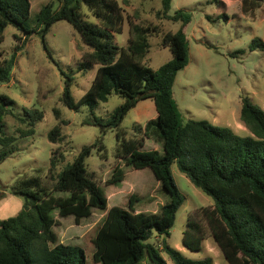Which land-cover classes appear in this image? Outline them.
Masks as SVG:
<instances>
[{"label": "trees", "instance_id": "trees-1", "mask_svg": "<svg viewBox=\"0 0 264 264\" xmlns=\"http://www.w3.org/2000/svg\"><path fill=\"white\" fill-rule=\"evenodd\" d=\"M264 0H242V7L257 8ZM225 8L223 0H210ZM171 0H162L158 18L179 20L177 31L162 33L161 46L168 47L171 59L154 69L142 62L149 50L148 38L157 34V24L134 23L125 16L117 0H51L41 6L36 15V26L27 25L30 0H0V42L7 25L14 26L24 39L36 31L44 40L51 25L66 20L80 34L89 47L79 61V69L86 71L97 65L90 87L78 100L71 95L72 77L65 73L63 103L77 110L85 106L89 116L85 125H97L101 134L84 145L68 163L64 154L51 150L48 167H37L35 175H21L10 186V193L21 197V209L14 215L0 218V264H168L166 253L173 264H214L211 257L190 259L165 241L150 243L156 232L169 236L176 213L184 197L171 172L176 164L189 180L213 199L211 206H198L187 217L182 235V246L200 250L206 238L204 222L214 242L229 264H264V110L248 95L242 96L240 121L249 133H235L226 126L213 125L204 119L183 120L178 111L173 85L177 73L188 64L189 46L184 26L190 13L177 10L168 14ZM86 6L96 22L86 19ZM245 8V9H246ZM225 17L227 15L223 13ZM126 19L130 36L126 46L117 45L113 33L123 31ZM15 40L20 36L15 33ZM17 48L19 45L16 46ZM249 50H264V38H253ZM243 50L233 52L242 53ZM14 56L0 59V84L11 78ZM123 98L106 117L94 114L95 108L106 102L111 94ZM144 99H152L156 116L144 124H134V137H126L121 128L125 115ZM14 100L0 93V162L17 147L18 138L34 134L35 124L42 120L39 109H23L17 119L22 126L17 135L5 131L4 117L11 113ZM53 113L58 120L47 137L52 143L64 141L61 125L67 121L59 109ZM115 130L114 167L107 184L118 185L125 177L119 161L133 169L150 168L159 186L168 195L156 212L136 211L137 194H130L127 208L111 206L107 209L106 194L94 174L88 170L86 158L96 149L99 158L106 159L102 142L106 129ZM145 138L161 145L157 149L142 150ZM64 192V195H55ZM94 209L106 210L90 241L93 245L91 262L78 244L62 243L54 230L59 217L72 216L74 223L91 216Z\"/></svg>", "mask_w": 264, "mask_h": 264}, {"label": "rangeland", "instance_id": "rangeland-1", "mask_svg": "<svg viewBox=\"0 0 264 264\" xmlns=\"http://www.w3.org/2000/svg\"><path fill=\"white\" fill-rule=\"evenodd\" d=\"M48 1L51 0H30L27 25L31 29L36 26L39 9ZM117 1L123 7L125 16L132 22L157 24L160 28L159 33L148 38L149 50L142 62L156 69L171 59L169 48L160 44L162 33L177 31L181 22L158 18L157 11L162 8V0ZM208 1L210 0H171L168 14L184 10L191 16L184 26L189 46L188 64L177 73L173 85L174 99L183 120L204 119L213 125L226 126L235 133L244 135L243 132L236 131L242 126L239 117L242 96L248 95L253 103L264 110V50L256 48L251 51L248 48L253 38H264V1L257 8H243L242 0H223L224 9L218 7L216 2ZM83 11L87 14V20L96 22L86 6H83ZM15 33L20 36L19 41L15 40ZM129 36L130 26L126 19L123 31L113 33V40L117 45L126 46ZM87 50L89 47L82 41L80 34L66 20L55 21L44 40L36 31L24 39V35L14 26L9 24L5 28L0 42V59L14 56L10 80L0 84V93L14 100L10 107L11 113L4 117L5 131L9 135H17L16 128L22 126L17 117L22 115L24 108L41 110L43 118L35 124L34 134L15 140L13 144L17 149L0 162V218L14 215L22 207V198L10 193V186L18 176L35 175L37 167L46 169L51 150L64 154L63 163L71 162L82 146L93 143L101 134L99 126L82 124V120L89 116L85 106L77 110L70 109L62 100L65 73L73 79L70 91L74 100L78 101L90 87L97 65L86 71L79 69L81 55ZM238 50L243 52L232 55ZM122 102L123 98L113 93L106 102L95 108L94 114L106 118ZM54 108L59 109L62 118L67 121L61 125L65 139L60 143H52L47 137L48 131L58 124ZM155 116L153 100H141L125 115L121 128L126 131V137H134L136 133L133 125L144 124ZM102 142L107 158H99L96 149H92L85 161L88 170L94 174L106 194L107 209L114 205L127 208L128 197L134 193L140 197L134 205L137 210L158 211L160 205L169 198L150 168L133 169L119 161L125 171L124 181L118 185L107 184V179L118 164L114 157L115 130L106 129L102 133ZM141 149H157L162 152L161 145L153 138H145ZM171 172L184 200L177 210L169 236H159L154 232L148 242L165 241L187 258L211 257L214 264H229L205 222L206 238L201 249L191 251L183 248L181 240L189 213L198 206L213 204V199L197 188L175 163L171 165ZM64 194L55 192V195ZM105 214L106 210L94 209L90 217L75 224L72 216L59 217L54 212L57 220L54 230L58 240L80 245L85 251L87 263H90L93 245L89 241ZM162 256L168 264H173L166 253L163 252Z\"/></svg>", "mask_w": 264, "mask_h": 264}, {"label": "crops", "instance_id": "crops-1", "mask_svg": "<svg viewBox=\"0 0 264 264\" xmlns=\"http://www.w3.org/2000/svg\"><path fill=\"white\" fill-rule=\"evenodd\" d=\"M240 123H241V121H240ZM242 124V126H239L238 127V129L236 130L237 132H243V134L245 135V134H247L248 133V129L246 128V126L243 124V123H241ZM124 180H122L121 182H123ZM212 204H209L208 206H211ZM136 208V207H135ZM196 209V208H195ZM136 211H139V210H137L136 209ZM179 249H180V247L179 246H177ZM184 248V247H183Z\"/></svg>", "mask_w": 264, "mask_h": 264}]
</instances>
